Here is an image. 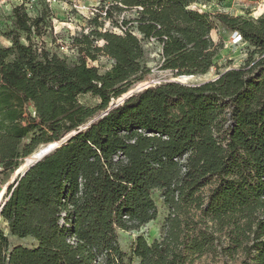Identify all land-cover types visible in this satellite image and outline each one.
Here are the masks:
<instances>
[{
  "label": "trees",
  "instance_id": "obj_1",
  "mask_svg": "<svg viewBox=\"0 0 264 264\" xmlns=\"http://www.w3.org/2000/svg\"><path fill=\"white\" fill-rule=\"evenodd\" d=\"M208 1L102 3L106 17L87 20L70 46L86 60L108 58L104 74L59 68L34 44L52 32L48 7L35 17L16 7L0 20V38L12 43H0V185L22 159L74 134L9 188L0 264H194L204 256L264 264V14L193 9ZM127 12L134 17L121 19ZM106 22L126 31L106 30ZM214 30L221 39L243 37L252 48L245 66L200 85L163 82L114 103L152 73L151 39L161 48L160 69L174 78L210 73L223 48ZM88 94L96 107L80 103ZM157 192L169 211L161 239L139 236L124 252L118 231L156 221ZM10 238L36 245L12 247Z\"/></svg>",
  "mask_w": 264,
  "mask_h": 264
},
{
  "label": "rangeland",
  "instance_id": "obj_2",
  "mask_svg": "<svg viewBox=\"0 0 264 264\" xmlns=\"http://www.w3.org/2000/svg\"><path fill=\"white\" fill-rule=\"evenodd\" d=\"M113 1L115 0H62L61 5L53 7V11L51 12V14H53L54 21H49L48 26L50 25L52 32H49V35L45 36L42 40L35 39L34 44L39 47L45 46L47 50L52 53L55 64L59 68H72L74 66H80L86 69H93L99 74L106 73L112 67V63L108 58L102 57L96 62L86 60L70 46L72 38L75 34L88 29V21L84 19L88 16L86 11H83L82 14H77L75 12L70 13V11L72 10V5L75 4H78L83 8H89L91 6H98L104 2L111 3ZM12 2L14 1L8 0L7 4L12 6ZM193 9H200L202 12H209L212 14L224 13L236 17L248 16L258 19L264 14V0L256 2H250L248 0H209L206 3L199 2L198 4H195ZM5 11L6 8L0 11V20L8 19L3 14L6 13ZM69 13L70 16H67ZM122 17H125L126 19L132 18L134 17V13L127 12L121 15V19ZM105 29L121 34L119 30H117L118 28L113 27L111 22L105 23ZM137 36L140 37L139 34H137ZM211 36L216 44H221L223 47L217 58V67L205 76L190 77L188 80H184V77L174 78L171 73L161 70L160 65L162 60L160 46L155 43L152 45L147 43L145 64L152 70V73L144 82L136 85L125 97L140 92L150 86L167 81H176L184 85H200L208 81L215 80L218 73L225 72L227 69H239L245 66L249 55L252 52V48L247 43L244 42L241 45L234 44L231 38L232 34L230 33H228L224 39H221L217 30H214ZM7 40L8 39L4 33H1L0 43L2 46L7 45ZM125 97L118 99L114 103H122L125 100ZM79 101L81 104L89 107H96L100 103L98 98L90 94L80 96ZM29 142L30 140H26L23 143V146ZM46 147L47 146H41L33 155L22 159L20 167L6 176L4 183L0 185V209L5 201L9 188L25 171L29 163L36 158V155L40 152V150ZM154 199L159 208V215L156 221L148 224L139 231H118L120 245L124 252H131L132 246L139 236H144L150 244L161 239V230L166 218L169 215V211L164 206L163 200L160 198V194L158 192L155 193ZM3 229L6 233H8L6 226L3 225ZM10 240L12 247L17 245L33 247L36 245V242L33 239L18 240L10 238ZM242 262V259L237 257L234 260L227 261L222 257L204 256L194 262V264H242Z\"/></svg>",
  "mask_w": 264,
  "mask_h": 264
},
{
  "label": "built area",
  "instance_id": "obj_3",
  "mask_svg": "<svg viewBox=\"0 0 264 264\" xmlns=\"http://www.w3.org/2000/svg\"><path fill=\"white\" fill-rule=\"evenodd\" d=\"M14 2H12V6H10L12 8V11L14 8L16 7H23L27 13H29L31 16L34 13H37L38 10L42 9V7L46 6L48 7L51 11H53V7L59 6L62 3V0H12ZM8 0H0V11L9 7V5L7 4ZM100 5L98 6H91L89 8H83L82 6L75 4L72 5V10L70 11V13H77V14H82L83 11H86V13L88 14V16L86 18H84L85 20H91L93 18H96L98 15H102L103 17H106V13L105 11L103 13H101L100 11ZM11 11V12H12ZM70 13L67 14V16H70ZM124 17H122L123 19ZM57 19V18H56ZM117 30H119L120 33H123L124 31H126L125 28H118ZM141 38V36H140ZM232 42L234 44L237 45H241L244 43V39L243 37L238 34V33H233L232 34ZM157 44L155 39H151L150 42L148 43L149 45L152 44ZM160 84V83H158ZM1 171V169H0Z\"/></svg>",
  "mask_w": 264,
  "mask_h": 264
},
{
  "label": "water",
  "instance_id": "obj_4",
  "mask_svg": "<svg viewBox=\"0 0 264 264\" xmlns=\"http://www.w3.org/2000/svg\"><path fill=\"white\" fill-rule=\"evenodd\" d=\"M172 82H176V81H172ZM131 96V95H129ZM129 96L125 97L128 98ZM118 105V104H117ZM112 109V108H111ZM110 109V110H111ZM108 110L107 112H105L103 114V116L107 115L109 113ZM74 136V134L69 135L67 138H65L62 142L60 143H55V144H51L48 145L46 148L42 149L37 155L36 158L28 165V167L25 169V171L23 172V175H25V173L31 168L33 167L35 164H37L39 161H41L42 159H44L45 157H47L48 155H50L53 151H55L57 148H59L60 146H62L64 143H66L67 141H69L72 137ZM1 211V210H0Z\"/></svg>",
  "mask_w": 264,
  "mask_h": 264
},
{
  "label": "crops",
  "instance_id": "obj_5",
  "mask_svg": "<svg viewBox=\"0 0 264 264\" xmlns=\"http://www.w3.org/2000/svg\"><path fill=\"white\" fill-rule=\"evenodd\" d=\"M11 11H12V8L9 6V7L6 8V11H5L6 13H3V14H4L7 18H9L10 15H11V13H12ZM4 15H3V16H4ZM36 15H37V13L32 14L33 17H35ZM2 21H3V20H2ZM53 21H54V20H53ZM6 38H7V37H6ZM7 39H8V38H7ZM6 42H7V45H6L5 47H11V46H12V43H11V41H10L9 39H8Z\"/></svg>",
  "mask_w": 264,
  "mask_h": 264
},
{
  "label": "bare ground",
  "instance_id": "obj_6",
  "mask_svg": "<svg viewBox=\"0 0 264 264\" xmlns=\"http://www.w3.org/2000/svg\"><path fill=\"white\" fill-rule=\"evenodd\" d=\"M189 78H190V77H184L183 79H184V80H188ZM40 151H41V150H40ZM32 161H33V160H32ZM32 161H31V162H32ZM31 162H30V163H31ZM30 163H29V164H30Z\"/></svg>",
  "mask_w": 264,
  "mask_h": 264
}]
</instances>
